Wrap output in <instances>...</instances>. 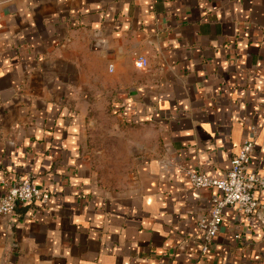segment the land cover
Instances as JSON below:
<instances>
[{
	"label": "crops",
	"instance_id": "1",
	"mask_svg": "<svg viewBox=\"0 0 264 264\" xmlns=\"http://www.w3.org/2000/svg\"><path fill=\"white\" fill-rule=\"evenodd\" d=\"M102 116L125 125L121 186L90 140ZM252 128L264 178V0H0V195L50 196L0 217V264H264V189L203 255L216 192L187 175L223 178Z\"/></svg>",
	"mask_w": 264,
	"mask_h": 264
},
{
	"label": "built area",
	"instance_id": "2",
	"mask_svg": "<svg viewBox=\"0 0 264 264\" xmlns=\"http://www.w3.org/2000/svg\"><path fill=\"white\" fill-rule=\"evenodd\" d=\"M148 61L139 56L134 62L137 69L146 68ZM249 136L243 141L236 156L230 161L227 174L221 179H215L202 172L189 171L187 173L191 188L195 190L213 189L216 194L211 197L210 209L207 216L198 221V228L203 232L201 252L207 254L213 239L218 234L222 221V214L228 207H235L245 217L257 214L259 204L255 191L264 189V178L259 177L250 169L251 157L254 151L255 129H251ZM49 193L35 187L28 178L9 188L0 195V217H11L17 206L33 203L45 205L49 201Z\"/></svg>",
	"mask_w": 264,
	"mask_h": 264
},
{
	"label": "rangeland",
	"instance_id": "3",
	"mask_svg": "<svg viewBox=\"0 0 264 264\" xmlns=\"http://www.w3.org/2000/svg\"><path fill=\"white\" fill-rule=\"evenodd\" d=\"M100 132H93L90 135L92 146L102 155H99L98 168L104 181L110 186H121L127 183V168L118 154L117 136L125 133V125L115 120L102 116L100 119ZM143 136V132L137 131L136 138Z\"/></svg>",
	"mask_w": 264,
	"mask_h": 264
}]
</instances>
